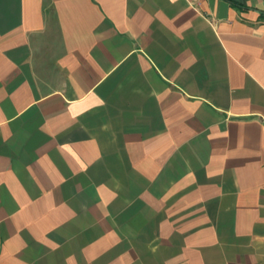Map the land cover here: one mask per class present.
Segmentation results:
<instances>
[{
    "label": "crops",
    "instance_id": "crops-1",
    "mask_svg": "<svg viewBox=\"0 0 264 264\" xmlns=\"http://www.w3.org/2000/svg\"><path fill=\"white\" fill-rule=\"evenodd\" d=\"M0 264H264V0H0Z\"/></svg>",
    "mask_w": 264,
    "mask_h": 264
}]
</instances>
